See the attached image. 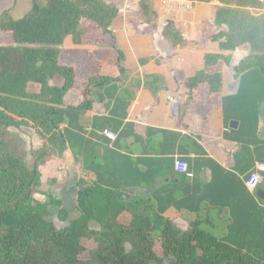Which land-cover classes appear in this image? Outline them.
Wrapping results in <instances>:
<instances>
[{"label":"crops","instance_id":"0c3cea01","mask_svg":"<svg viewBox=\"0 0 264 264\" xmlns=\"http://www.w3.org/2000/svg\"><path fill=\"white\" fill-rule=\"evenodd\" d=\"M118 1L113 36L89 34L81 43L69 37L62 48V61L76 64L79 80L64 98L72 110L61 130L71 147L40 166L36 199L48 204L53 197L72 209L82 179L126 200L153 198L181 229L202 218V228L217 238L264 256V172L254 189L250 183L255 164L264 162V101L254 102L264 96L259 72L236 75L233 67L248 56L238 50L231 66L210 68L223 72L222 92L189 99L186 79L206 68L207 53L217 52L203 33L216 4L148 0L158 14L154 26L142 18L141 0ZM168 19L184 45L163 36ZM94 76L107 81L88 87L85 97L82 81ZM28 91L39 93L41 86L30 83ZM83 100L91 107L80 109ZM255 104L253 124L247 113ZM43 145L41 137L32 140L33 149Z\"/></svg>","mask_w":264,"mask_h":264},{"label":"trees","instance_id":"16d2710c","mask_svg":"<svg viewBox=\"0 0 264 264\" xmlns=\"http://www.w3.org/2000/svg\"><path fill=\"white\" fill-rule=\"evenodd\" d=\"M193 1L220 5L203 25L217 52L207 53L206 68L186 79L189 99L220 94L223 72L210 68L231 66L233 53L247 47L248 56L234 71L237 76L259 72L256 84L264 90V0ZM245 7L260 13L252 15ZM138 10L156 25L158 14L150 1L141 0ZM119 15L113 0H33L22 17L15 18L12 10L0 14V264H264V256L203 229L202 218L186 230L179 228L151 197L126 200L118 190L80 179L72 209L53 197L48 204L36 199L40 166L71 147L60 127L72 110L64 108V98L79 80L76 64L61 59L65 41L71 37L81 43L95 33L113 36ZM208 27L218 30L207 37ZM163 36L174 46L186 43L171 19ZM57 78L63 84L51 85ZM106 81L101 76L82 81L85 97L88 87ZM30 83L39 84L41 91L30 93ZM261 101L264 96L256 95L254 102ZM256 104L247 113L253 124ZM78 107L89 108L91 102L83 100ZM23 128L40 136L43 147L28 150L13 130Z\"/></svg>","mask_w":264,"mask_h":264},{"label":"rangeland","instance_id":"374dc122","mask_svg":"<svg viewBox=\"0 0 264 264\" xmlns=\"http://www.w3.org/2000/svg\"><path fill=\"white\" fill-rule=\"evenodd\" d=\"M33 0H0V14L3 10H12L14 12L13 16L15 18L22 17L29 9L31 8ZM114 2L116 1L118 5L120 4V1L118 0H113ZM216 4V6H219L220 4L217 2H213ZM245 9L251 13L252 15H258L260 13V10L258 9H253L250 7H245ZM217 28H210L206 30V34L208 37V34H213L214 32H217ZM248 48V47H247ZM245 49V52L249 54L248 49ZM14 132H17L21 135V137L24 138V140L27 142V149L30 150L32 148V140L38 141L40 139V136L36 135V133L33 132V130L29 128H23L22 131H18L16 129H13ZM89 248L93 249L94 244L90 243ZM84 258H88V254L84 255Z\"/></svg>","mask_w":264,"mask_h":264},{"label":"built area","instance_id":"2783aa9c","mask_svg":"<svg viewBox=\"0 0 264 264\" xmlns=\"http://www.w3.org/2000/svg\"><path fill=\"white\" fill-rule=\"evenodd\" d=\"M60 129H62V127H60ZM103 133L109 138H115V134L112 131H110V130H105ZM254 168H255V171H254V173L252 175V178H250V183H251L253 178L258 179V181H259L260 172H264V162H257L255 164ZM257 185H258V183L256 185H254V186L252 184V188L254 189ZM183 230H186V229H183Z\"/></svg>","mask_w":264,"mask_h":264},{"label":"clouds","instance_id":"9594fccd","mask_svg":"<svg viewBox=\"0 0 264 264\" xmlns=\"http://www.w3.org/2000/svg\"><path fill=\"white\" fill-rule=\"evenodd\" d=\"M251 183H252L253 186H254V185H256L257 183H259V181H258V179L253 178L252 181H251Z\"/></svg>","mask_w":264,"mask_h":264},{"label":"water","instance_id":"95a60500","mask_svg":"<svg viewBox=\"0 0 264 264\" xmlns=\"http://www.w3.org/2000/svg\"><path fill=\"white\" fill-rule=\"evenodd\" d=\"M124 198H125V196H124Z\"/></svg>","mask_w":264,"mask_h":264}]
</instances>
